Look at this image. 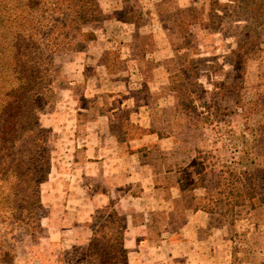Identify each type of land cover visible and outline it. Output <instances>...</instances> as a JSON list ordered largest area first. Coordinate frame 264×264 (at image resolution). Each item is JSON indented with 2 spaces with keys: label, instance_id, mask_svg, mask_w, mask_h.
Here are the masks:
<instances>
[{
  "label": "rangeland",
  "instance_id": "1",
  "mask_svg": "<svg viewBox=\"0 0 264 264\" xmlns=\"http://www.w3.org/2000/svg\"><path fill=\"white\" fill-rule=\"evenodd\" d=\"M102 1L108 16L127 13L132 19L137 17V24L135 27H123L113 23L116 19H110L86 25L83 30L93 33L94 39L87 42L81 52L64 53L56 57L54 100L45 107L40 117L42 127L51 132L50 169L46 181L40 185L41 206L35 212V223L27 226L33 220L21 217L15 233L7 238L15 249L13 264H86L84 248L92 235L91 215L98 208L96 205L100 200L92 202L90 215L88 209L91 203L68 202L71 200L70 194H74L77 201L81 197L80 193L73 190L80 184L73 164L84 159L81 154L82 143L72 144L70 141L73 137L69 135L73 130H77L75 136L81 135L85 130L82 121L95 116L96 102L94 105L89 104L85 95L88 84L98 86L100 79L102 88L98 95H94V100L102 98L108 101L107 104L112 103L111 109L115 110L118 118L122 117L124 110L120 108V101L126 100L124 97L127 94L116 92V89L118 80L125 78L126 74L134 83H139L140 74L144 76L141 82L143 87L135 97L153 100L157 98L156 94H160L167 98L166 122L178 136L184 156L188 157V152L194 156L192 167L196 164V156H199L198 166L213 163L214 174H219L225 167L237 169L239 180L235 186L239 192L252 184L255 193L251 201L254 204L252 209L244 203L225 216L215 212L214 219L216 226H231L229 229L234 242L249 243L247 251L242 255L236 251L239 255H234L233 260L243 257L248 258V264H257L260 260L259 264H264V183L261 185L257 180L259 175L260 178L264 176V161L256 159L264 152V132L256 131L264 127V33L259 39L258 49L248 54L240 85L235 70L229 64L233 60L231 51L236 47L234 39L226 33H208L197 26L187 27V17L177 14L178 10L192 6L199 13V19L205 20L211 0H190L187 3L189 5L183 7L178 6L180 0H122L127 2L121 6L124 9H116L120 6L119 0H99L100 3ZM228 13V9L223 11V14ZM173 20L181 24V29L172 23ZM120 37L125 41L122 43L136 56L132 59L134 63L122 64L118 46L111 41L112 38ZM190 40L191 43H187ZM157 49L165 50L166 54L153 58L152 53ZM190 61L201 65L198 82L190 72ZM97 67L101 69L97 70ZM137 68L140 70L138 76L134 73L129 75ZM152 72L157 76V86H154L157 87L156 94L145 89L150 82L148 79H154ZM105 79L109 81L105 82ZM253 137L256 139L254 142ZM246 152L249 155L245 156ZM204 158H207L205 162ZM242 158H251L253 166H239ZM190 168L180 175L187 180H196L195 171ZM243 172H248L251 177L256 176L251 180ZM83 181L91 183V196L100 195L103 190L100 184L87 179ZM209 191L207 200H202L203 189L186 192L190 206L199 203L208 205L209 201L214 204L216 199L227 201L225 193L228 190L225 187H211ZM239 192L236 191V195ZM193 195L199 200H195ZM246 198L244 195L243 198L238 197L239 200ZM213 204L210 207H215ZM240 206L245 208L236 209ZM215 208L222 213L230 210L224 204ZM73 209L85 211V218L76 220L72 216L75 212ZM241 215L242 220L238 218ZM5 232L4 228L1 229L0 235Z\"/></svg>",
  "mask_w": 264,
  "mask_h": 264
},
{
  "label": "trees",
  "instance_id": "2",
  "mask_svg": "<svg viewBox=\"0 0 264 264\" xmlns=\"http://www.w3.org/2000/svg\"><path fill=\"white\" fill-rule=\"evenodd\" d=\"M221 1L211 0L205 20L199 19V13L192 6L178 10L177 14L187 17V27L197 26L208 33H226L234 39L236 47L231 51L233 60L229 64L241 85L248 54L258 49L264 33V0L219 3ZM226 9L229 13L223 14ZM110 19L132 21L127 13L108 16L99 0H0V230H6L0 235V264H13L15 249L7 238L15 233L21 217L33 220L27 226L35 223V212L41 206L39 189L50 169L51 132L42 127L40 117L54 100L55 59L64 53L81 52L86 43L94 39L93 33L83 28ZM172 23L181 29L176 20ZM188 65L198 82L201 65H196L195 61ZM256 131L264 132V127ZM247 155L249 152L245 153ZM199 158L196 156V164L190 168L195 171L196 181L184 189V194L203 189L202 200H207L211 187H225L228 192L225 193L227 201L216 199L214 204L211 201L208 205L199 203L195 210L211 216L215 212L225 216L244 203L251 209L254 207L252 184L245 186L242 192L235 186L239 180L237 169L225 167L214 174V164L200 167ZM256 159L264 161V152ZM253 164L251 158H242L239 162V166L245 167ZM243 174L251 180L256 176L251 177L248 172ZM257 180L262 185L264 176L260 178L259 175ZM243 195L248 198L239 200ZM115 203L109 200L91 215L92 235L84 248L86 264H129L124 248L126 219L116 211ZM210 204L215 207L224 204L230 210L222 213Z\"/></svg>",
  "mask_w": 264,
  "mask_h": 264
},
{
  "label": "crops",
  "instance_id": "3",
  "mask_svg": "<svg viewBox=\"0 0 264 264\" xmlns=\"http://www.w3.org/2000/svg\"><path fill=\"white\" fill-rule=\"evenodd\" d=\"M123 1H118L120 6L116 9H124L121 6L127 2ZM189 1L180 0L178 6L189 5ZM101 4L104 6L103 1ZM113 23L135 27L137 17L130 22L114 20ZM111 41L118 46L122 64L134 63L132 59L136 56L122 43L125 42L122 37L112 38ZM165 54V50L157 49L152 57ZM100 69L101 67H97V70ZM131 72L129 75L140 74L138 68ZM152 76L154 79L149 78L150 82L145 88L150 93L157 88L154 87L157 76L154 72ZM143 80L144 76L141 74L139 83H134L127 74L125 78L118 80L116 92L128 95L124 97L126 100L120 101V108L124 110L120 118L111 109L112 103L107 104L108 101L102 98L94 100V95H98L102 88V80L100 79L98 86L88 84L85 98L91 105L96 102L97 111L95 116H86V121H82L85 130L81 135L75 136L77 130L69 135L73 137L70 141L72 144L82 143L81 154L84 159L74 161L73 164L80 179V184L73 190L80 193L81 197L77 201L75 195L70 194L71 200L68 202L91 203L88 209L90 215L92 202L97 199L100 200L97 207L109 200L116 201V211L126 219L124 248L128 253L129 264H248V258L233 260V257L238 251L240 255L245 253L249 243L237 244L232 239V233L230 234L231 226H216L215 215L211 216L190 206L184 189L189 188L196 180L184 179L180 174L193 166L194 156L189 152L188 157L184 156V148L178 136L166 122L165 109H168L169 104L167 98L156 92L157 98L153 100L135 97L143 87ZM108 81L109 79H105V82ZM105 106L107 107L101 108ZM85 179L101 185L100 189L103 190L100 195H90L93 187L91 183H85ZM193 196L195 200H199V197ZM243 208L245 207L240 206L236 209ZM74 211L72 216L76 220L85 218V211ZM243 214L246 215L245 211ZM238 218L242 220L243 215ZM259 262L261 260L256 263Z\"/></svg>",
  "mask_w": 264,
  "mask_h": 264
}]
</instances>
